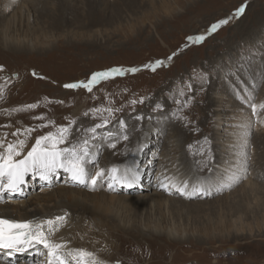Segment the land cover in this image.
<instances>
[{"label":"rangeland","instance_id":"rangeland-1","mask_svg":"<svg viewBox=\"0 0 264 264\" xmlns=\"http://www.w3.org/2000/svg\"><path fill=\"white\" fill-rule=\"evenodd\" d=\"M0 2V137L8 142L9 130V143L22 146L23 168L21 180L0 181L4 200L53 190L71 167L86 171L84 189L96 170L136 163L141 177L121 170L115 187L92 191L117 196L100 213L108 221L74 212L76 241L91 230L109 239H90L102 264H264V131L247 138L254 192L144 197L162 175L215 191L210 157L224 155L212 96L224 95L232 112L245 93L261 100L264 0H26L13 23ZM130 139L132 157L119 155ZM95 195L80 198L92 206Z\"/></svg>","mask_w":264,"mask_h":264},{"label":"bare ground","instance_id":"bare-ground-1","mask_svg":"<svg viewBox=\"0 0 264 264\" xmlns=\"http://www.w3.org/2000/svg\"><path fill=\"white\" fill-rule=\"evenodd\" d=\"M4 2L2 10L3 16L10 15V21L12 20V23L23 18V12L27 9V5L25 4L26 0H4ZM25 18H27V20L30 19L28 14H26L24 19ZM260 94L261 100L256 103L254 102L251 94H243V96H245L242 97L244 106L236 112H232L229 110V106L227 105L228 102L225 101V96L213 93V127L215 129V133L217 134V144L223 153L222 155H224L222 158L220 156L218 157V155H212L210 157L211 162L217 161L219 165V168L216 171L217 173L214 185L211 188V190L215 189V191H203L200 186H195L194 190H190L187 188L186 182L182 181L183 178H179L178 175L175 176V174H173L171 176H175L177 178L172 180L167 178L168 176L166 179L163 178V175L161 177L159 176V179L156 180L154 187L150 189L152 193H150V195L144 194V197H154V200H158L157 202L159 203V196H161V192L166 196L174 194L177 196L184 195L183 198H187L198 195V193L201 192H203L202 196H212L215 192H227L230 188L236 189V192H240L241 190L244 191L248 188L253 190L255 185L254 182H252L251 173L249 172L250 169L247 168V164H250L251 166L253 158L250 154L253 152H251V147L249 143H247V138L251 132L256 133L264 131V86L263 91L260 92ZM16 112L19 115L17 110ZM19 118L21 117H18V120ZM24 123L20 124L24 127ZM2 124L4 123H0V125ZM24 131L26 132V136L30 138L31 133H29L27 129ZM222 132L224 133L221 134ZM4 136V139L8 140V142H5L4 140L1 141L3 136L0 137V181L5 182L2 186H6L7 181L12 179L15 181L21 180L23 174L21 163L18 162L22 146L9 143V141L13 140V138L11 139L12 134L9 130L4 133ZM49 138H51V140L55 139V137ZM24 142L25 144H28L29 139H25ZM135 143L136 141H133L132 139L127 141L125 144L126 148L119 153V155L124 154V156H131L130 150H133ZM18 148H20V150H18ZM117 149L111 150L112 153L113 151L116 152ZM109 154L110 152H108L107 155ZM121 170H125L129 174H132L129 177V180H133L134 177H141V170L136 169V163L127 167H120V165L113 166L105 174L96 172L99 170H96L95 173H91L92 176L89 184L84 189H78L77 187L80 183L85 184L88 180L86 171H83L81 168L79 169V167H71L68 168V173L65 176L66 180L60 182L59 185H55L53 190L43 187L38 189L37 194H33L32 191H26V199H22L25 195L23 192L22 196L11 195L13 197H8L6 198L7 200H4L0 195V264H11L13 261L11 262V260H8L9 257L16 255H23L22 257L24 258L27 257L26 260L19 264H35L33 262L37 259H40L38 264H102L100 260L105 262V260L99 255V249L95 248L94 242L90 239L94 238L103 242H105V240L109 241V239H106L101 235L103 232H100V234L99 231L91 230L89 237L88 235L86 237L84 235L83 238H80V241H76L75 233L77 235L79 228L76 226L79 225L81 219L82 221L87 219L92 222H95L96 219L94 218H98L101 221L107 220L103 219V216L100 213L103 212L102 214H104V211L107 209V204L111 201L116 202L114 199L117 198V196L107 195L108 193L104 194L105 192L92 193V191L98 190L101 183H111V180H115L118 172ZM236 186L239 187L235 188ZM113 187H115V185L112 183L111 185L108 183L106 184V189ZM164 190L165 192H163ZM59 192H64L71 198L68 199L67 197H63V199H45L46 196L51 194L56 196ZM252 192H254V190ZM1 193L3 194V191L0 188V194ZM81 194H96L94 204L92 206L86 204V202L80 198ZM238 195H241V193H238ZM163 198H165L164 195ZM74 212H80L79 214L81 219H77L79 214L76 215ZM106 212L108 211L106 210ZM47 220H49V222H47ZM89 224L92 225L91 223ZM96 225L98 226V224ZM79 229L83 230L82 228ZM85 230L88 229L86 228ZM41 243H43V247H45L44 251L39 247V244Z\"/></svg>","mask_w":264,"mask_h":264}]
</instances>
